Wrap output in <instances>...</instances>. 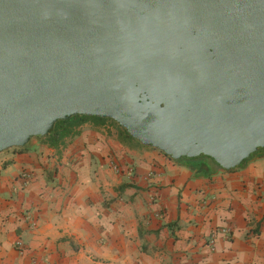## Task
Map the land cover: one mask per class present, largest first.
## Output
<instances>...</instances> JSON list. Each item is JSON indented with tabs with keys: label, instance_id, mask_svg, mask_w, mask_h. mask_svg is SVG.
<instances>
[{
	"label": "water",
	"instance_id": "water-1",
	"mask_svg": "<svg viewBox=\"0 0 264 264\" xmlns=\"http://www.w3.org/2000/svg\"><path fill=\"white\" fill-rule=\"evenodd\" d=\"M77 115L243 166L264 149V0H0V153Z\"/></svg>",
	"mask_w": 264,
	"mask_h": 264
},
{
	"label": "crops",
	"instance_id": "crops-1",
	"mask_svg": "<svg viewBox=\"0 0 264 264\" xmlns=\"http://www.w3.org/2000/svg\"><path fill=\"white\" fill-rule=\"evenodd\" d=\"M43 138L0 153V264H264V149L224 170L109 121Z\"/></svg>",
	"mask_w": 264,
	"mask_h": 264
},
{
	"label": "trees",
	"instance_id": "trees-1",
	"mask_svg": "<svg viewBox=\"0 0 264 264\" xmlns=\"http://www.w3.org/2000/svg\"><path fill=\"white\" fill-rule=\"evenodd\" d=\"M87 121H93L97 125H104L108 121L112 122L118 128L120 138L123 141L128 143H132L133 141H136L140 143L139 141L134 139V137H132V135L127 131V129L121 126L114 119L99 117V116H87V115H77V116H73L70 119L59 121L56 124L54 130L50 134L46 135L43 139L48 141L51 146L57 147L60 144H63L66 138L79 134L80 126ZM22 149H27V147H24Z\"/></svg>",
	"mask_w": 264,
	"mask_h": 264
},
{
	"label": "built area",
	"instance_id": "built-area-1",
	"mask_svg": "<svg viewBox=\"0 0 264 264\" xmlns=\"http://www.w3.org/2000/svg\"><path fill=\"white\" fill-rule=\"evenodd\" d=\"M24 178L26 181H28L31 179V176L28 175L27 173H25ZM224 231L226 232L227 230H224ZM227 233H228V231H227ZM210 246H211V248H214V246H215V239L214 238L211 239Z\"/></svg>",
	"mask_w": 264,
	"mask_h": 264
},
{
	"label": "flooded vegetation",
	"instance_id": "flooded-vegetation-1",
	"mask_svg": "<svg viewBox=\"0 0 264 264\" xmlns=\"http://www.w3.org/2000/svg\"><path fill=\"white\" fill-rule=\"evenodd\" d=\"M196 158V157H195ZM214 161V160H213ZM215 162V161H214ZM216 163V162H215ZM217 164V163H216ZM218 165V164H217Z\"/></svg>",
	"mask_w": 264,
	"mask_h": 264
}]
</instances>
